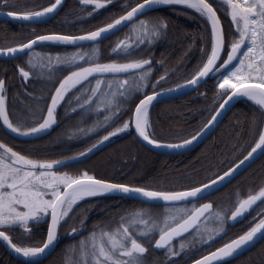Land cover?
Returning <instances> with one entry per match:
<instances>
[{
  "label": "trees",
  "instance_id": "16d2710c",
  "mask_svg": "<svg viewBox=\"0 0 264 264\" xmlns=\"http://www.w3.org/2000/svg\"><path fill=\"white\" fill-rule=\"evenodd\" d=\"M138 1L112 0L107 3L106 0H100L106 6L95 9L93 4L85 5L80 0H65L54 16L39 23L0 20V49L21 45L44 34L80 35L95 31L113 22ZM53 2L7 0V3L0 2V10L35 12ZM207 2L216 10L225 47H229L239 38L237 25L231 20V10L223 0ZM139 20L148 21L149 28L162 21L166 28L160 36L151 38V42L145 37L142 44L135 43L134 47L114 52L118 41L134 43L128 37L136 35L133 28H139ZM212 46V30L205 15L185 6L170 5L149 11L122 30L93 44L44 45L14 59H0V80L5 82L2 95L5 96L6 112L9 120L25 131L38 127L42 122L52 91L70 70L93 63H128L141 59L151 61L149 66L134 73L92 76L89 81L78 86L79 90L73 89L57 107L55 125L44 137L17 140L7 135L0 126V144L41 162L82 157L77 162L54 167L55 171L72 176L87 172L97 179L164 192L183 191L204 184L239 161L256 144L264 127V110L259 105L246 98L239 99L206 140L179 154L160 153L143 146L132 131L131 117L136 103L146 94L176 87L196 75L211 54ZM78 53L86 55L85 60H78L76 65L58 64L55 61L57 56L64 58ZM49 57L53 58L51 64ZM30 60L36 67L29 65ZM18 68L29 71V78H23ZM149 69V75L142 82L143 87L133 90L130 95H117L111 109L101 103L112 99L111 93L115 90V87L110 89L106 84L101 85V92L91 103L85 104V98L90 95L89 90L95 86L97 79L105 82L123 79L140 82V74ZM219 82L221 74L207 79L187 95L151 105L148 109L149 136L160 143L177 144L195 135L230 91L225 93L220 89ZM97 105L100 107L97 108ZM125 122L130 124L128 130L112 136L107 140L109 142L94 152L79 155L89 148L95 149L93 145L102 144L99 142L105 135L122 127ZM141 162L143 167L139 169ZM262 189L264 153L225 188L206 199L176 206L179 208L177 213H173L171 206L145 204L127 197L104 195L86 198L75 204L59 222L58 230L63 234L48 256L37 261H22L12 257L0 243V264H77L83 261L82 241L87 245V254H91L92 233L99 238L101 231L113 232L136 211L145 213L144 219L149 220L148 227L153 222L163 227L166 217H181L197 203L210 201L213 207L209 215L213 217L207 222L208 231L193 230L173 243L172 252H168V248L163 251L152 249L159 235V227L148 236H139L141 230H147L145 225L136 224L131 228L147 249L141 257V264H186L243 234L257 219L263 217L264 197L255 203L243 219H231V212L240 200L257 195ZM217 211L225 214L222 230L218 234L212 231L220 229V221L214 216ZM28 227L29 231L20 225L1 230L17 246H41L46 237L47 220L31 221ZM73 229L76 231L70 235ZM209 235L214 239L209 240ZM179 243L184 247L178 246ZM222 264H264V237L237 258Z\"/></svg>",
  "mask_w": 264,
  "mask_h": 264
},
{
  "label": "snow or ice",
  "instance_id": "6c2138e0",
  "mask_svg": "<svg viewBox=\"0 0 264 264\" xmlns=\"http://www.w3.org/2000/svg\"><path fill=\"white\" fill-rule=\"evenodd\" d=\"M0 2L7 3V0H0ZM82 4H93L95 9H100L106 6L100 0H80ZM111 3L112 0H106ZM223 3L231 10V20L237 25L236 31L239 38L230 44V50L227 58L223 63L217 65L220 59V53L224 47V37L222 29H219V19L216 15V10L212 4L207 0H143V3H138L131 8L125 15L120 16L113 22L108 23L105 27L92 31L86 35L81 36H66V35H42L35 39L21 44L18 47H10L7 49H0V55H15L17 52H23L26 49H31L37 42H58L64 44H75L78 41H97L98 39L106 38V34L115 30L122 24L135 21L136 17L143 14L146 8H151L153 5H168V4H186L190 8H194L201 15L207 16L212 23L213 29V46L211 54L208 56L206 63L198 70L196 75L187 82V86H195L200 79L208 77L209 74L216 72L221 73V82L218 87L224 90H232L228 95L227 100L220 105L224 106L236 97H247L249 100L255 101L256 104L264 107V0H223ZM62 4V0H54L49 7L41 11L26 12L17 18L29 21H39L45 16L56 11L57 7ZM9 16H15L13 12L7 13ZM139 28H133L136 33L134 37H128L129 40H134L133 44L126 41H118L113 51L127 50L134 47L135 43L142 44L145 42V37L155 38L160 36L161 31L166 28V24L162 21L153 24L151 28L148 27V21L139 20ZM83 53H78L71 57L61 58L55 57L56 63H63L67 65H76L78 60H85ZM49 64L52 63L53 58L49 57ZM236 62L235 64L233 62ZM29 65L36 67L30 60ZM151 61L148 59L135 60L128 63H108L100 64L93 63L88 67H79V70L71 71L55 88L54 94L51 96L50 105L47 107V115L39 123L38 127H31L29 130H22L20 126L14 125L8 117L5 109V96L0 94V119L3 124L7 126L12 132L18 135H32L43 132L55 124V112L57 107L65 101V97L72 92L73 89L79 90L78 86L96 74H119L135 72V70L144 69L146 65H150ZM231 66V67H230ZM224 69V72H221ZM234 69V70H232ZM20 75L28 79L29 71L24 68H18ZM150 69L140 74V82L129 81L128 79L116 80L115 82H105L97 79L95 86L89 92L90 95L85 98V104L92 102V99L101 92V85L106 84L108 88L115 87L111 93L112 99H108L105 106L109 109L115 103V97L130 95L133 90H140L143 87L142 82L149 75ZM164 79V77H161ZM255 80L256 83H248ZM5 90V82L0 80V93ZM73 95H75L73 93ZM158 94L146 95L144 99L140 100L134 112V126L135 131L150 145L156 147L168 148H182L191 144L197 137H192L191 140H185L183 144H169L161 145L157 141L150 138L147 128L150 127L148 122V109L152 102L157 98ZM107 96V93H105ZM79 99V97H76ZM84 105H81L83 107ZM100 105H97L99 108ZM118 110V106H117ZM219 115V113H217ZM109 119V117H105ZM216 116L212 117L209 124L215 121ZM129 122H125L122 127L105 135L99 143H103L110 139L111 136L118 135L121 132L128 130ZM93 148L98 145H93ZM0 229L11 227L19 224L25 231H29V221H39L45 215H50L51 225L47 230V239L41 246L36 247H20L14 244L10 236L4 230H0V238L18 254L26 258L38 257L43 254L57 239V228L60 220L67 216L73 204L88 196H95L99 194L120 192L123 194H136L146 198L147 200H162L165 202L184 201L189 198H197L204 190L212 187L217 180H213L210 184H205L202 187L193 188L187 191L178 192H164L146 190L139 187H129L124 184L106 183L103 180L96 179L83 172L79 176H72L67 173L60 174L52 171L54 166L63 164V161L41 162L29 159L19 153L13 151L11 148L0 144ZM257 150H264V133L259 136L258 142L252 148L245 160L250 158ZM92 151L89 148L86 152H81L80 156L87 155V152ZM241 164L244 161L240 162ZM239 165H237V168ZM235 169L225 172L223 176L219 177V181H223L226 177L232 175ZM47 197V198H46ZM264 197V189L257 195H249L247 199L241 200L238 206L231 212V219L236 220L242 216L251 205L255 204L257 200ZM212 204H204L199 208L191 211H185L181 217L173 216L166 217L163 227H159L155 222L149 226V220L144 219L145 213L136 211L132 213L126 222H122L120 226L113 232L101 231L99 238L95 233H92L91 244V264H141V257L146 253L147 249L143 243L138 241L135 234L131 231L133 225L142 224L146 226L147 230H141L139 236H148L150 232L155 231L159 227V239L155 240L156 248H168L172 252L171 241L189 232L196 227L199 230V223L201 217L205 214H212ZM24 209V210H21ZM215 219L220 221V229H213L217 234L222 230L225 214L222 211L214 213ZM124 218H122L123 221ZM76 229H73L75 232ZM205 231H208L205 229ZM264 237V219H261L254 227L247 233L240 236L238 239L231 241L211 253L210 256L204 257L196 264H208L210 260L220 259L222 257H229L242 246L252 242L257 234ZM208 239H214L209 235ZM82 254L87 255L85 249L87 245L81 242ZM184 245H181L183 248ZM175 254V253H172ZM127 257V259H123ZM77 264H88L85 259Z\"/></svg>",
  "mask_w": 264,
  "mask_h": 264
},
{
  "label": "water",
  "instance_id": "95a60500",
  "mask_svg": "<svg viewBox=\"0 0 264 264\" xmlns=\"http://www.w3.org/2000/svg\"><path fill=\"white\" fill-rule=\"evenodd\" d=\"M65 0H62V4L60 6L57 7L56 11L45 16L44 18H42L41 20L39 21H29V20H23V19H20V18H17L19 17L20 15H22L23 13H15L16 15L15 16H9L7 13H9V11H4V10H0V20H8V21H15V22H25V23H39V22H42V21H45L49 18H51L52 16H54L59 10L60 8L62 7L63 3H64ZM54 3V2H53ZM138 3H143V0H140L138 1L137 3H135L134 5H132L125 13H123L122 15H125L128 11L131 10V8L135 7ZM50 6V5H49ZM48 6V7H49ZM166 6H170V5H166ZM159 7H164V6H155L153 5L150 9L149 8H146L144 13L143 14H140L136 17L135 20H137L138 18L142 17L143 15H145L146 13H148L149 11L153 10V9H156V8H159ZM47 8V7H46ZM121 15V16H122ZM217 15V13H216ZM207 17V16H206ZM218 17V15H217ZM119 18V17H118ZM117 18V19H118ZM219 19V17H218ZM209 20V19H208ZM134 22V21H133ZM210 22V26H211V30H212V36H213V29H212V23L211 21L209 20ZM132 22H128L127 24H122L120 26H118L115 30L113 31H110L109 33L106 34V37L122 30L123 28H125L126 26H128L129 24H131ZM105 27V26H104ZM219 29H222L221 27V22L219 20ZM98 30V29H97ZM90 33V32H89ZM222 33H223V30H222ZM88 33H85V34H80V35H66V36H73V37H76V36H81V35H86ZM44 35H54V34H44ZM55 35H63V34H55ZM39 36H42V35H39ZM38 37V36H36ZM36 37L24 42V43H27L33 39H35ZM104 39V38H103ZM102 39H98L97 41H78L77 43L75 44H64V43H58V42H48V41H44V42H37L31 49H26L25 51L23 52H17L14 56L13 55H0V59H14L18 56H21V55H24L25 53L27 52H30L31 50L39 47V46H44V45H70V46H84V45H88V44H93V43H96L98 41H100ZM23 43V44H24ZM18 47V46H16ZM230 50V47L228 48L227 52L225 53L223 59H222V56H223V53H224V47L220 53V59L217 61V65L223 63V61L227 58V54ZM235 64V61L233 62ZM89 65H85V66H81V67H88ZM149 65H146L145 67H147ZM231 67V66H230ZM75 70H79V67L77 68H74L72 69L71 71H75ZM142 70V69H140ZM140 70H135V72L137 71H140ZM69 71L68 73H66L61 79L60 81L57 83V85L55 86L58 87L59 86V83L67 76L70 74ZM225 70L224 69H221V72H224ZM129 73H134V72H129ZM129 73H119V74H103V75H100V74H96L94 76H111V75H126V74H129ZM219 74H221L220 72H216L214 74H209L208 77H205V78H202L200 79L199 83L195 86H187V82L189 81H186L176 87H173V88H169V89H165V90H159V91H156V92H152V93H149V94H146V95H154V94H158L157 95V98L152 102L151 105H153L154 103H157V102H161V101H166V100H170V99H174V98H178V97H181V96H184V95H187L191 92H193L194 90H196L197 88H199L201 85H203V83L207 80V79H211V78H214L216 76H218ZM195 76V75H194ZM193 76V77H194ZM192 77V78H193ZM191 78V79H192ZM190 79V80H191ZM55 88L54 90L52 91L50 97H49V100L47 102V106H46V109H45V117L47 115V107L50 105V102H51V96L54 94V91H55ZM232 91V90H231ZM231 91L223 98V100L220 102L219 106L217 107V109L215 110V112L213 113V115L210 117V119L206 122V124L195 134L193 135L192 137H197V139H195L191 144L189 145H186L185 147H182V148H168V147H156L154 145H150L148 144L146 141L143 140L142 137H140L138 135V133L135 131V126H134V112H135V108L136 106L139 104L140 100L144 99L145 96H143L135 105L134 109H133V112H132V117H131V128H132V131L133 133L135 134L136 138L139 140V142L145 146L146 148L150 149V150H153V151H156V152H160V153H168V154H179V153H183V152H186L188 150H190L191 148L195 147L196 145L200 144L201 142H203L204 140H206L213 132L214 130L216 129V127L219 125V123L222 121V119L224 118V116L228 113V111L233 107V105L239 100V99H242V98H245V97H236L234 98L233 100L229 101L223 109L220 108V105L224 103L225 100H227V97L228 95L231 94ZM2 94V93H0ZM150 105V106H151ZM149 106V107H150ZM217 113H219V115H217ZM213 116H216V119L215 121H212L210 124H209V121L212 120V117ZM56 120V119H55ZM55 124H53L49 129L43 131V132H40V133H37V134H32V135H18L17 133H14L12 132L10 129L7 128L6 125L3 124V120L0 119V126L2 128V130L7 134L9 135L10 137L14 138V139H17V140H23V141H27V140H34V139H38V138H41V137H44L46 136L47 134L50 133V131L52 130V128L54 127ZM262 133H264V127H263V130H262ZM261 133V134H262ZM192 137L188 138L187 140H191ZM151 138V137H150ZM152 139V138H151ZM259 140V139H258ZM107 142L109 141H104L102 144H100L98 147H96L95 149H93L91 152H94L95 150H97L98 148H100L101 146H103L104 144H106ZM184 142V141H183ZM183 142H180V143H177V144H183ZM258 142V141H257ZM256 142V143H257ZM159 144L161 145H169V144H164V143H160L158 142ZM255 147V145L253 146ZM252 147V148H253ZM252 148L250 149L249 152H251ZM248 152V153H249ZM248 153L242 157L239 161H237L235 164H233L231 167H229L227 170H225L224 172H222L221 174H219L218 176L214 177L213 179L207 181L206 183L204 184H201L197 187H202L203 185L205 184H210L213 180H217L218 183H216L215 185H213L212 187L204 190V192L198 196L197 198H189L187 200H184V201H173V202H165V201H162V200H147L146 198L142 197V196H139V195H136V194H123V193H120L118 191L116 192H111V193H108V195H112V196H119V197H127V198H130V199H133V200H136V201H139V202H142V203H147V204H152V205H179V204H185V203H190V202H194V201H198V200H202V199H206L208 198L209 196L215 194L216 192L222 190L223 188H225L227 185H229L234 179H236L245 169H247L250 165H252L263 153H264V150H257L255 153H253V155L248 158L247 160H245V157L248 156ZM82 158V157H81ZM81 158H73V159H68V160H65L63 161L64 163L63 164H60V165H56V166H65L67 164H70V163H73V162H77L79 161ZM241 161H244L243 164H241L240 162ZM237 165H239V167L237 168ZM55 166V167H56ZM231 169H235V171L232 173L231 176L229 177H226L223 181H219V177L223 176L225 172H228L229 170ZM97 179V178H96ZM101 180V179H99ZM105 181L106 183H112V184H121V183H114V182H111V181H106V180H103ZM125 185V184H124ZM129 186V185H127ZM129 187H132V186H129ZM197 187H194V188H197ZM193 189V188H191ZM191 189H188V190H191ZM183 191H187V190H183ZM178 192V191H177ZM248 197H246L245 199H247ZM258 201V200H257ZM256 201V202H257ZM210 202H204L203 204L199 205L197 208L201 207L202 205L204 204H209ZM211 204V203H210ZM254 205V204H253ZM253 205H251V207L246 211L244 212V214L240 217H238L237 219H243L244 218V215L245 213H248ZM196 209V208H195ZM206 215V214H205ZM203 217H201L202 219ZM264 219V217L262 218ZM51 225V218H50V215L48 216V221H47V230L48 228L50 227ZM195 228V227H194ZM194 228H192L190 231H192ZM189 231V232H190ZM250 231V230H249ZM57 232H58V228H57ZM189 232H186L184 233L183 235L181 236H178L176 238H174L172 241H171V244L173 242H175L176 240L180 239L181 237L185 236L186 234H188ZM248 232V231H247ZM246 232V233H247ZM245 234V233H244ZM242 234V235H244ZM240 235V236H242ZM240 236L230 240L229 242H227L226 244L230 243L231 241L239 238ZM263 237L258 233L257 234V237L254 238V240L250 243H248L247 245L245 246H242L240 249H238L236 252H234L231 256L229 257H222L220 259H213V260H210L208 262V264H222L224 262H227V261H230V260H233L235 258H237L238 256H240L242 253H244L245 251L249 250L250 248H252L256 243H258ZM47 239V232H46V237H45V240L44 242L46 241ZM159 239V236L155 239L157 240ZM43 242V243H44ZM56 242H57V239L56 241L53 243L52 246H50L43 254H41L40 256L38 257H33V258H26V257H23L22 255L16 253L8 244L7 242L3 241L2 238H0V243L4 246V248L6 249V251L14 258L16 259H19V260H22V261H37V260H41L43 258H45L46 256H48L55 248V245H56ZM226 244H223L222 246L186 263V264H196L197 261L199 260H202L204 257L206 256H210L211 253L213 252H216L218 249L222 248L224 245ZM152 249L153 250H156V251H162L166 248H156L155 247V241L152 245Z\"/></svg>",
  "mask_w": 264,
  "mask_h": 264
},
{
  "label": "rangeland",
  "instance_id": "374dc122",
  "mask_svg": "<svg viewBox=\"0 0 264 264\" xmlns=\"http://www.w3.org/2000/svg\"><path fill=\"white\" fill-rule=\"evenodd\" d=\"M252 81H255V80H252ZM250 82V81H249ZM257 82V81H256ZM112 137V136H111ZM110 137V138H111ZM0 153H3V149H0ZM143 162H141V165L139 166V169H141L143 166V164H142ZM55 167V166H54ZM52 171H55L54 170V168L52 169ZM55 172H58V171H55ZM58 173H60V174H64V172H58ZM47 198V197H46ZM241 201V200H240ZM74 206V205H73ZM72 206V207H73ZM71 207V208H72ZM174 211H173V213H177L178 212V207H173L172 208ZM21 210H24V209H22L21 208ZM48 216L49 215H45L42 219H40L39 221H41V220H47L48 221ZM66 217V216H65ZM65 217H63L61 220H63ZM212 215H208L206 218H205V220L204 221H202V222H200L199 223V231H204V229H206L207 227H209V225H207V222L209 221V220H211L212 219ZM262 219V217L258 220L257 219V221L250 227V229L252 228V227H254L255 226V224L256 223H258L260 220ZM60 220V221H61ZM29 222H31V221H29ZM16 225H19V224H16ZM13 226H15V225H13ZM7 228V227H6ZM250 229H248L247 231H249ZM1 230V229H0ZM196 231H198V230H196ZM60 234H63V232L62 233H60ZM160 234V233H159ZM181 245H183L182 243H179V245L178 246H181ZM26 247H33V246H26ZM171 248H172V251H173V247L171 246ZM167 251L169 252V250L167 249ZM88 256V257H87ZM259 258H261V256L259 257ZM87 260L88 261V264H91V254H87L86 256L84 255L83 256V260Z\"/></svg>",
  "mask_w": 264,
  "mask_h": 264
},
{
  "label": "flooded vegetation",
  "instance_id": "af4514ba",
  "mask_svg": "<svg viewBox=\"0 0 264 264\" xmlns=\"http://www.w3.org/2000/svg\"><path fill=\"white\" fill-rule=\"evenodd\" d=\"M64 35V34H63ZM19 46V45H18ZM230 47V46H229ZM229 47H225V44H224V53H223V56H222V59H223V57H224V55H225V53L227 52V50H228V48ZM34 50V49H33ZM32 51V50H31ZM30 51V52H31ZM27 53H29V52H27ZM26 54V53H25ZM232 70H234V69H232ZM71 71V70H70ZM199 201V200H198ZM207 200H203V201H201V202H199V203H197L196 205H195V207L192 209V210H194L195 208H197L199 205H201V204H203L204 202H206ZM195 202V201H194ZM194 202H190V203H194ZM207 202H210V201H207ZM211 203V202H210ZM145 204H147V203H145ZM185 204H188V203H185ZM185 204H179V205H164V206H171V207H176V206H182V205H185ZM212 204V203H211ZM152 205V204H151ZM255 205V204H254ZM254 205H253V207H254ZM163 206V205H162ZM252 207V208H253ZM252 210V209H251ZM250 210V211H251ZM212 211V210H211ZM249 211V212H250ZM248 212V213H249ZM247 213H245V215H246ZM209 214H206L205 215V217H203L202 219H201V221L200 222H202V221H204V219L208 216ZM244 215V216H245ZM240 220V219H239ZM199 227V226H198ZM195 229H197L196 227L193 229V230H195ZM192 230V231H193ZM192 231H190L189 233H191ZM73 233V230H71L70 232H69V234L71 235ZM187 235V234H186ZM60 236H61V234L59 233V230H58V232H57V240L60 238ZM184 237V236H183ZM181 239V238H180ZM176 241H178V240H176ZM175 241V242H176ZM175 242H173V243H175ZM173 243L171 244V246L173 245Z\"/></svg>",
  "mask_w": 264,
  "mask_h": 264
},
{
  "label": "bare ground",
  "instance_id": "6f19581e",
  "mask_svg": "<svg viewBox=\"0 0 264 264\" xmlns=\"http://www.w3.org/2000/svg\"><path fill=\"white\" fill-rule=\"evenodd\" d=\"M168 5H180V6H185V7H188L186 4H168ZM155 6H166V5H155ZM190 8V7H189ZM192 9H194V8H192ZM245 98H247V97H245ZM248 99V98H247ZM250 101H252V100H250ZM252 102H254L255 103V101H252ZM258 105V104H257ZM262 107V106H261ZM264 108V107H263ZM104 195H108V193H105V194H99V195H95V196H88V197H84L83 199H86V198H91V197H98V196H104ZM83 199H81V200H79V201H77V203H79L80 201H82ZM77 203H75V204H77ZM75 204H73V205H75ZM72 205V206H73ZM238 239V238H237ZM236 240V239H235Z\"/></svg>",
  "mask_w": 264,
  "mask_h": 264
}]
</instances>
